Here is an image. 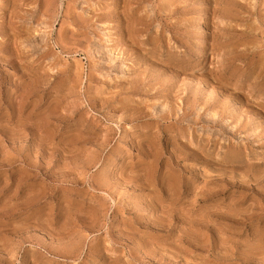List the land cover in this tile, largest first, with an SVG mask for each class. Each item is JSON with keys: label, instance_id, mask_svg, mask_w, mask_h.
I'll use <instances>...</instances> for the list:
<instances>
[{"label": "rangeland", "instance_id": "374dc122", "mask_svg": "<svg viewBox=\"0 0 264 264\" xmlns=\"http://www.w3.org/2000/svg\"><path fill=\"white\" fill-rule=\"evenodd\" d=\"M0 264H264V0H0Z\"/></svg>", "mask_w": 264, "mask_h": 264}]
</instances>
